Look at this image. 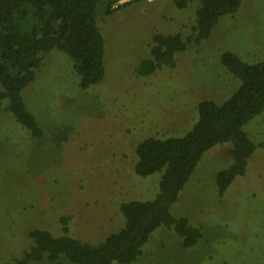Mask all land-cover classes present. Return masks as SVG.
<instances>
[{
  "label": "rangeland",
  "instance_id": "374dc122",
  "mask_svg": "<svg viewBox=\"0 0 264 264\" xmlns=\"http://www.w3.org/2000/svg\"><path fill=\"white\" fill-rule=\"evenodd\" d=\"M184 1L179 8L174 0H136L99 16L105 76L87 90L79 89L72 60L52 50L22 94L40 138L0 112V264L28 249L33 229L60 235L61 217L69 236L93 245L119 231L122 203L158 193L161 173L135 174L136 145L183 137L198 120L200 101L220 105L236 91L239 80L220 64L222 52L249 64L264 58V0H242L206 41L175 54L173 69L139 77L135 69L148 58L153 34L191 33L198 0ZM243 130L258 146L245 174L219 195L215 176L230 163V144L215 145L171 207L200 229L197 244L183 248L172 230L158 227L134 264H264V110Z\"/></svg>",
  "mask_w": 264,
  "mask_h": 264
},
{
  "label": "trees",
  "instance_id": "16d2710c",
  "mask_svg": "<svg viewBox=\"0 0 264 264\" xmlns=\"http://www.w3.org/2000/svg\"><path fill=\"white\" fill-rule=\"evenodd\" d=\"M0 0V112L9 113L34 138L42 132L26 109L23 91L36 77L43 60L52 51L65 53L73 62L78 87L87 90L105 76L104 39L97 24L106 16L136 0ZM242 0H198L195 26L183 39L179 33L153 34L148 58L135 69L147 77L162 68L173 69L175 54L206 41L219 19L235 14ZM183 8L184 0H174ZM220 64L239 80V87L222 104L202 100L197 104L198 120L183 137L147 138L135 147V174L147 177L161 173L158 193L147 202L120 205L123 227L93 245L69 236L68 218L61 217L62 230L54 235L44 229L28 233L31 244L19 257L5 264H33L42 260L60 264H134L142 248L158 228L172 230L183 248L197 244L201 231L184 216H175L178 200L202 155L218 144L229 143L230 163L215 176L217 193L245 174L247 161L258 147L243 127L264 110V58L245 63L231 52H222Z\"/></svg>",
  "mask_w": 264,
  "mask_h": 264
}]
</instances>
